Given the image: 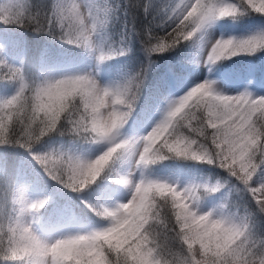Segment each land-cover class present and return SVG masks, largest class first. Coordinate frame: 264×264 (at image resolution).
<instances>
[{
    "label": "clouds",
    "instance_id": "clouds-1",
    "mask_svg": "<svg viewBox=\"0 0 264 264\" xmlns=\"http://www.w3.org/2000/svg\"><path fill=\"white\" fill-rule=\"evenodd\" d=\"M221 3L222 0H206L205 6L199 11H196L195 5H193V10L185 17L188 20V25L185 26L188 40L213 17L217 16L209 14L208 7H219ZM18 4L23 7V16ZM18 4L17 0H8L7 3L0 4V20H4L7 24H15L26 16H32L33 9H35V13L50 11L53 8L57 11L63 9L57 29L64 28L72 38V44L86 48L92 46L93 33L98 28H106L111 17L115 15V9L119 7L118 2L116 5H112L109 0H103L102 5L111 11L107 16L91 19L89 10L85 12L82 7L74 8L72 0H55L54 3L47 6L43 3L32 5L29 0H23V2L18 0ZM28 26L31 24H25L24 27ZM81 32L88 35L87 43L80 35ZM258 35H264V33ZM238 47L239 45H233L225 49L218 43H212L210 51L207 53L208 61L214 63L216 60L231 58L234 54H239ZM261 49H264V44L259 46L258 50ZM112 52L111 48L106 52L101 50V54L105 55ZM249 54H254V52ZM75 79L81 80L85 87L79 89L74 95L61 100L59 105L53 97L46 94L55 92L62 83ZM143 81L144 78H141L138 71L131 74L123 84L111 88L114 94L125 87L127 88L125 104L120 106V110L128 112L129 115L119 127L110 132L106 129L104 134L91 129V119L95 114L90 110L83 112L80 110L84 102L82 92L86 91L89 102H91L100 98L102 90L108 88L101 87L91 74L60 78L45 76L34 82L27 81L26 94L18 100L12 111L14 130L7 134L0 132V146L17 145L18 141L36 145L44 137L41 132L51 124V117L59 107H63L62 117L82 128L86 127L82 133L87 134L93 142H105L109 145L102 154L115 152L116 159L113 162L118 159H127L137 152L143 155L144 148L140 141L119 139V130L134 110ZM134 94L135 100H133ZM248 94L252 96L250 93ZM229 96L217 92L216 95L210 97L206 109L201 112L197 123L207 127L210 126L212 120L222 119L226 107L223 101ZM78 100L79 104H77ZM112 103L115 104V98ZM49 105L50 107H44ZM189 131H195V128ZM214 134L219 141L220 148L218 151L214 149L211 159L204 162L225 170L229 178H235L238 182L237 191H246L238 179L241 175L239 169L229 170L224 167L222 157L235 146L236 149L247 153L242 163L250 160L256 167H259V162L264 161V143H258L256 147H252L249 140V134H251V139L264 138V106L261 108V118H258L254 123L249 122L243 128L219 126L214 130ZM55 153L58 154L56 163L50 165L48 170L43 168V171L48 177L64 187L74 192H80L79 185H74L72 181L73 165L77 161L87 160L66 152ZM99 157L100 155L94 160ZM233 171L235 177L231 174ZM79 179L82 180L83 176ZM70 184L73 186L69 187ZM128 184L132 187V195L124 205L128 211H121L117 216H106L103 214L104 208L95 210L98 216H102L110 222L108 227L49 240L38 234L34 228L35 217L47 203V198L30 200L23 186L17 187L7 180L0 181V264H77L78 260L80 264H130L128 246L125 245L117 253L114 250L116 242L106 239L111 235L108 230L112 229L114 225L118 231L125 235V239L131 235L130 243L134 244L140 239L144 240L141 246L142 255L137 257L135 264H264V234L258 231L257 222L254 219L257 213L264 217V204L256 205L254 212L247 206L230 207L224 203L220 206L221 212L219 214L212 213L207 223L193 225L191 229L181 228L176 231L172 228L173 220L168 213L170 206L167 203L156 200L155 204H152L150 201L138 199L137 183L131 184V181L128 180ZM216 185H220L219 189L224 187V183L217 180L214 185H208L207 189L202 188L205 192H213L210 189ZM134 200L137 203L135 209L131 210ZM191 210L197 215L208 216L209 214V212L198 214L193 208ZM209 228L212 229L211 232L207 231ZM190 231L198 232L200 239L196 244L189 246V241L184 239V234ZM191 239L193 236H189V240ZM206 243L212 250L208 255H205L203 251V246Z\"/></svg>",
    "mask_w": 264,
    "mask_h": 264
},
{
    "label": "snow or ice",
    "instance_id": "snow-or-ice-1",
    "mask_svg": "<svg viewBox=\"0 0 264 264\" xmlns=\"http://www.w3.org/2000/svg\"><path fill=\"white\" fill-rule=\"evenodd\" d=\"M72 4L74 8L81 7L77 0H72ZM205 4L206 0H194L190 6L179 7L175 10L173 12V16L176 17L175 26L165 37L154 35L152 31H148L147 34L145 33V39L142 43L144 44L146 53L149 56L151 54H162L175 48L181 44L182 41L188 40L185 31L188 20H186L185 17L193 10V5H195V10L199 11ZM127 5L128 7L125 9V12L127 15L131 16L132 13L130 9L137 7V5L132 3ZM18 7L23 16L24 11L22 5L18 4ZM245 8H250L257 13L264 14V0H238V4H225L222 0L219 7H208V12L209 14H216L220 17L235 16ZM110 11V9L104 7L102 4L91 5L89 7V16L91 19H98L107 16ZM145 11H147V9H145ZM62 14L63 9L57 11L53 8L50 11L36 12L35 15L26 16V18L15 24L21 27H24L25 24H31L37 32L47 29L49 34H54ZM0 23L7 24L4 20H0ZM80 35L83 37L85 43H87L89 39L88 35L84 32H81ZM59 38L69 44L73 43L72 38L66 33L64 28H59ZM214 43H218L219 46L225 49L233 45H239L237 48L239 54L250 53L257 51L259 46L264 44V35H256L242 40L221 39ZM124 54L125 51L117 52L113 50L109 55L102 53L99 59L106 60L109 59L111 55ZM235 55L236 54L233 56ZM147 67L148 65H145L141 70V78H143V74L146 73ZM0 78L19 82V88L13 96L0 100V132L7 134L14 130L12 124V111L18 100L26 94L28 82L25 79L22 68L10 66L3 61H0ZM83 87H85V85L82 84L81 80L75 79L62 83L55 92H48L46 94L53 97L59 105L61 100L74 95ZM136 87L138 89V84ZM126 94V87L115 94L111 88H107L102 90L100 98L89 102L86 91L81 93L84 102L80 110L82 112L90 110L91 113L95 114L91 119V129L93 131L104 134L106 129L110 132L125 121L129 113L121 111L120 106L125 104ZM216 94L217 92L214 91L211 83L205 81L193 86L186 95L178 102H175L174 105L170 107L164 120L154 127L147 136L142 138L144 152L143 155L139 153V163L147 166L168 158V155L204 162L207 159H211L214 149L218 151L220 148L219 141L214 134V130L217 127L243 128L249 122L254 123L258 118H261V108L264 106V97L254 98L247 92H242L238 95L229 96V98L223 101L226 107L223 111L222 119L212 120L210 126L207 127L198 124L197 119L201 112L206 109L209 98ZM113 98H115V104L112 103ZM133 100H135V94L133 95ZM79 103L78 100L77 104ZM128 103L131 104V102ZM44 107H50V105ZM62 111L63 107H59L51 117V124L41 132L42 136L54 131L61 122H66L70 126L69 130L77 135L86 130V127L82 128L80 125L62 117ZM193 128H195V131H189ZM249 140L252 147H256L258 143H264V138L258 137L257 139H251V134H249ZM17 145L28 150L33 156V159L45 170H48L49 166L55 164L58 159V154L55 152L34 151L35 145L24 144L22 141H18ZM246 155L247 153L233 146V149L226 152L222 157V161L224 162L223 166L229 170L238 168L241 173L238 179L250 194L252 201L255 205L264 204V183L258 182L255 179L258 171L264 172V161L259 162V167H256L250 160L246 163H242ZM115 159V152H107L100 155L99 159L94 161H77L73 165V184L79 185V190H84L97 180L101 172L104 171L105 164L108 161L112 163ZM231 174L235 177L234 171ZM81 176H83L82 180L79 179ZM118 182L121 184H128V180L123 177H120ZM73 184L68 186L72 187ZM202 187L207 189L208 185L179 189L177 186L164 182L141 180L137 183L136 192L138 199L150 201L152 204H155L156 200L167 203L170 206L168 213L173 220L172 228L173 230L179 231L181 228L191 229L193 225L205 224L211 218L212 212H209L208 216H202L197 215V213L191 210L193 208L192 204L198 200V191ZM219 187L220 185H216L210 190L215 192ZM126 203L121 204L115 210L104 208L103 214L106 216H117L121 211H128V209L124 207ZM136 203L137 201L134 200L131 210L135 209ZM108 231L111 235L107 236L106 239L116 242L114 248L115 252L118 253L122 247L127 245L130 264H135L137 257L142 255L141 246L144 240L140 239L134 244L130 243L132 239L131 235H128L127 239H125V235L118 231L115 225ZM207 231L211 232L212 229L209 228ZM189 236H193V239L189 240ZM184 239L189 241L190 246L199 241L200 234L190 231L184 234ZM203 251L205 255H208L212 250L206 243L203 246ZM77 264H80L79 260Z\"/></svg>",
    "mask_w": 264,
    "mask_h": 264
},
{
    "label": "trees",
    "instance_id": "trees-1",
    "mask_svg": "<svg viewBox=\"0 0 264 264\" xmlns=\"http://www.w3.org/2000/svg\"><path fill=\"white\" fill-rule=\"evenodd\" d=\"M224 1L225 4H238V0ZM7 2L8 0H0V4ZM54 2L55 0H29L32 5L43 3L47 6ZM109 2L112 5H116L118 2L119 7L115 9V15L111 17L108 26L99 28L102 38L101 48L105 52L111 48L117 52L125 51V54L113 55L109 59L101 60L102 64L105 65L113 59H118L121 62V67L125 70L126 78L135 72H141L145 65H148L146 73L143 74L144 81L141 90L144 92L150 87H154V91L162 90L164 85L160 81L163 78V71L167 62L170 60H186L187 56L193 52L197 33L190 40L182 41L181 44L169 51L149 56L142 43L145 39V33L152 31L154 35L167 36V33L175 26V23H170L166 20L173 0H109ZM102 3L103 0H88V7ZM129 3L137 5V7L130 9L131 16L125 12ZM33 15H35V9H33ZM225 17L230 18L233 22L232 39L242 40L252 37L253 27H257L260 30V34L264 33V14L257 13L250 8L243 9L235 16ZM0 27H3V33L8 38V43L3 50V56L0 57V61L13 67L22 68L25 79L28 82H34L47 76L45 72L49 66L54 65L64 68L65 65L76 62L81 51L87 52L85 47L69 44L61 40L59 38V29L54 34H49L47 29L37 32L32 26L21 27L16 24L0 23ZM14 56L15 62L12 60ZM259 58L262 60L259 61ZM263 59L264 49H261L255 51L254 54L240 53L215 63L233 65L246 63L250 66H255L258 63L263 64ZM107 65L110 67L109 64ZM18 88V81L0 78V100L10 98L8 96L16 93ZM69 128L70 126L66 122H61L54 131L41 138L40 142L35 145V149L39 152L68 153L69 150L72 151L74 147L73 140L84 139L88 135L83 133L77 135L71 132ZM3 148H7L9 151L7 149L3 150ZM26 151V149L18 145L0 146V181L7 180L15 184V176L17 175L14 164L17 167L19 165L20 154L18 152L26 153ZM77 157L83 160L88 159L86 153H82ZM30 164L36 165L33 157H23V167L26 168ZM206 164L201 165L203 174L209 173L205 184H215V180L222 179L224 187L216 192H205L203 188H200L198 194H207L212 197L214 201L219 202L217 205L219 209H221L220 206L222 204L227 203L230 207L247 206L254 212L256 211V205L252 201L250 194L247 191H237L238 182L235 178H229L225 170L215 165ZM40 168L43 171L41 166ZM114 170L113 162L108 161L104 166V171L101 172L97 180L80 192H74L52 180L44 171L43 176L39 173L35 174L39 182L38 185H44L47 188L45 194L51 197V207L45 204L36 215L35 223L40 225L46 233L58 229L61 226V222L55 210L62 203L69 205L82 221L77 222L83 225L82 234L102 229L100 223L108 222V220L96 214V209L103 208L98 194L102 183L112 180V176L116 175ZM255 179L260 181L257 176ZM98 183H100L99 188ZM200 185H203V182L196 186ZM254 219L257 222L258 231L264 234V217L257 213Z\"/></svg>",
    "mask_w": 264,
    "mask_h": 264
},
{
    "label": "rangeland",
    "instance_id": "rangeland-1",
    "mask_svg": "<svg viewBox=\"0 0 264 264\" xmlns=\"http://www.w3.org/2000/svg\"><path fill=\"white\" fill-rule=\"evenodd\" d=\"M77 2L80 3L81 7L83 8L84 5L82 4V1L77 0ZM193 2L194 0H174V7L171 11V15L173 16V12L179 7H188ZM223 3H225L224 0ZM228 33L229 27L226 26L224 29H222L220 26L217 25L215 18L211 19L207 24L204 25V37H199V39L197 40L198 53L196 54V57H194L192 60L191 68L185 70L184 73H182L181 76L177 78V82L180 83L175 93V99L169 101L168 103H153L151 110L152 112L149 113L148 116L144 118L141 122L144 123L141 130V138L147 136L154 127H156L164 120L165 109L170 110V107L173 106L175 102H178L184 95L187 94L188 91L191 90L193 86L201 82H210L214 91L222 95L234 96L242 92H247L250 93L254 98L264 97V74H258L252 77L249 76L248 73L241 71L226 72L224 71V69L219 67H215L213 69L210 68V63L207 61V53L210 50L211 44L221 39H230ZM256 35H258V33H256ZM6 43V36L1 34L0 29V57L3 55V49ZM91 45V57L89 61L85 64V67L81 68L82 73L79 75L91 74L97 80L98 84L101 87L114 88L117 85L123 84L127 78L124 72H121L118 69H116L115 74L110 75V78L107 80H105V74L103 72L99 73V68L96 66V58L99 56L98 43L97 37L94 35H92L91 38ZM14 94L15 93H12L8 97L13 96ZM135 110L136 109H134L133 111ZM130 133V126L127 123L124 124L123 127L119 130V139H126L128 135H130ZM108 146L109 145L105 142L90 143L87 148L89 161L94 160L97 156L101 155L108 148ZM142 169L143 165L139 163V156L137 153L127 159L118 160L117 173L119 174V177H117L115 183H106L102 187L101 201L104 208L110 210L118 208L120 204L126 203L130 199L132 195L131 185L119 183V178L123 177L131 181V184L139 183L141 180L144 179L143 175L145 171ZM148 173H152L151 176L154 178L155 181L168 183L177 186L178 188L182 184L181 178H178V174L171 169L160 168L159 170H157V168H154L153 171H148ZM25 175L26 170L20 169L17 171L18 187L19 182L21 181V186L24 187L26 195L30 200L34 201L44 199L45 197L43 196V194H40V188H37L34 182H30L29 184L24 182ZM208 177L209 173H206L205 175L203 174L200 180L203 182V185H207L205 183H207L206 180L208 179ZM257 177L261 182H264V172H259ZM219 181L223 183L222 179H219ZM216 182L217 180H215V183ZM208 185L214 184L211 183ZM192 206L195 207V210L198 212V214L204 213V211L208 210L209 207H212V205L208 204V200L206 199H198L192 204ZM109 223V221L106 222L103 228L108 227ZM34 228L38 234L49 240L69 234H75L77 231V229L72 228L68 234L50 236L48 234H44L41 228L35 224Z\"/></svg>",
    "mask_w": 264,
    "mask_h": 264
}]
</instances>
